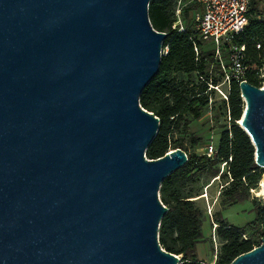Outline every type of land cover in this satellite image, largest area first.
I'll use <instances>...</instances> for the list:
<instances>
[{
	"label": "water",
	"instance_id": "1",
	"mask_svg": "<svg viewBox=\"0 0 264 264\" xmlns=\"http://www.w3.org/2000/svg\"><path fill=\"white\" fill-rule=\"evenodd\" d=\"M151 0H0V264H180L159 229L160 120L140 105L166 33ZM264 169V88L240 83ZM264 196V179L262 183ZM231 264H264V240Z\"/></svg>",
	"mask_w": 264,
	"mask_h": 264
},
{
	"label": "trees",
	"instance_id": "2",
	"mask_svg": "<svg viewBox=\"0 0 264 264\" xmlns=\"http://www.w3.org/2000/svg\"><path fill=\"white\" fill-rule=\"evenodd\" d=\"M178 0H151L149 17L159 32L166 33L163 43L166 51L161 59L158 75L147 85L140 96V105L160 120L158 133L146 151V157L157 160L171 150L182 149L188 162L165 179L160 188V200L168 208L161 221L159 242L167 252L181 258L180 264H205L199 259L197 245L203 241L204 212L197 205L201 196L194 186L202 176L226 180L220 192L224 206H235L251 198L264 175L256 165L255 147L250 137L240 127L245 103L241 97L240 83L247 81L263 88L259 70L264 63V0H252L248 24L244 30L222 45V58L228 63L233 47H244L242 64L247 68L241 81L232 79L219 107L213 99L218 96L215 87H221L224 73L216 59L212 44L203 42L194 28L190 15L198 5L185 0L183 19L185 31L173 29L175 6ZM197 46L199 52H195ZM208 112L216 122L224 118L222 132L215 156L205 153H188L183 139L175 133L189 134L190 126ZM214 112V115L212 114ZM199 140L193 137V145ZM222 168V170H221ZM255 218L243 227L226 224L216 215L217 234L221 246L215 264H231L237 257L260 246L264 240V202L252 199ZM214 253V252H213Z\"/></svg>",
	"mask_w": 264,
	"mask_h": 264
},
{
	"label": "rangeland",
	"instance_id": "3",
	"mask_svg": "<svg viewBox=\"0 0 264 264\" xmlns=\"http://www.w3.org/2000/svg\"><path fill=\"white\" fill-rule=\"evenodd\" d=\"M191 18L192 15H190L189 21ZM186 20L188 21V19H183L184 24ZM259 76L263 80L262 82H264V63L262 68L259 70ZM225 87L226 86L222 84L220 89L223 91ZM217 92L218 96L213 99V102L215 106L219 107L221 104L222 95L219 90ZM212 114L214 115V112H212ZM226 123L227 121H225L224 118H220L217 122L212 120L211 115L206 112L200 120L191 124L189 134L182 133V130L180 129V131L175 133L174 137L175 139H183L188 153H197L202 155L205 153L206 147L210 143H213L217 147L222 132L221 125H225ZM193 137H196L199 140L198 144L195 146L193 145ZM263 179L264 175L257 188L251 191V198L248 201L231 207L224 206L220 197V192L224 187L226 180L216 179L214 182V179H212L210 176H202L200 180H198L194 188L199 194H201V196L197 198V205L204 212L202 233L205 235V237L203 238L204 240L202 243H199L197 250L202 252V250L205 249L206 253H208V263L204 262L205 264L214 263L216 253L221 246V241L218 237L217 230L215 234L213 233V223L218 226L216 223V215L220 214L222 216V220L226 224L235 227H243L254 220L255 213L253 212L252 199L258 198L264 202V196L261 194V191H263Z\"/></svg>",
	"mask_w": 264,
	"mask_h": 264
},
{
	"label": "built area",
	"instance_id": "4",
	"mask_svg": "<svg viewBox=\"0 0 264 264\" xmlns=\"http://www.w3.org/2000/svg\"><path fill=\"white\" fill-rule=\"evenodd\" d=\"M191 1L198 5V10L192 16L194 28L203 42L213 45L216 59L219 60L224 73L222 84L229 87L232 79L241 81L247 70L242 64L244 47L240 49L233 47L228 63H226L222 58V45L230 42L234 35L241 33L246 27L252 0ZM187 4L188 2L186 3L185 0H178L175 6L176 20L173 24V29H178L180 32L185 31L183 12ZM195 52H199L197 46H195ZM241 82H244V80ZM215 89L219 90L222 97L227 99L225 92L220 87H215ZM216 150L217 147L210 143L206 147L205 154L212 158L215 156ZM213 226V233L215 234L217 225L213 223ZM213 264H215V260Z\"/></svg>",
	"mask_w": 264,
	"mask_h": 264
},
{
	"label": "crops",
	"instance_id": "5",
	"mask_svg": "<svg viewBox=\"0 0 264 264\" xmlns=\"http://www.w3.org/2000/svg\"><path fill=\"white\" fill-rule=\"evenodd\" d=\"M203 228V227H202ZM203 237H205V235L203 234ZM204 240V239H203ZM202 243V242H201ZM199 245V244H198ZM198 245H197V249H198ZM198 251V250H197ZM198 256H199V259L205 263H208V253H206L205 249L202 250V252H199L198 251Z\"/></svg>",
	"mask_w": 264,
	"mask_h": 264
},
{
	"label": "bare ground",
	"instance_id": "6",
	"mask_svg": "<svg viewBox=\"0 0 264 264\" xmlns=\"http://www.w3.org/2000/svg\"><path fill=\"white\" fill-rule=\"evenodd\" d=\"M241 122V121H240ZM262 183H263V181H262ZM261 194H263V191H261Z\"/></svg>",
	"mask_w": 264,
	"mask_h": 264
}]
</instances>
